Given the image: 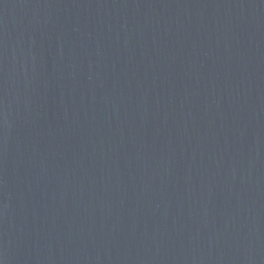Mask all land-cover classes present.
<instances>
[{
  "label": "water",
  "instance_id": "obj_1",
  "mask_svg": "<svg viewBox=\"0 0 264 264\" xmlns=\"http://www.w3.org/2000/svg\"><path fill=\"white\" fill-rule=\"evenodd\" d=\"M0 264H264V0H0Z\"/></svg>",
  "mask_w": 264,
  "mask_h": 264
}]
</instances>
